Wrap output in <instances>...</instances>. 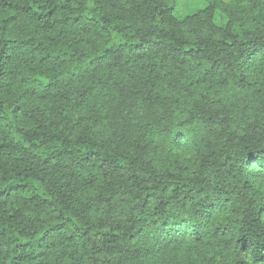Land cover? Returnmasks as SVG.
Masks as SVG:
<instances>
[{
    "label": "trees",
    "instance_id": "trees-1",
    "mask_svg": "<svg viewBox=\"0 0 264 264\" xmlns=\"http://www.w3.org/2000/svg\"><path fill=\"white\" fill-rule=\"evenodd\" d=\"M0 0V264H264V0Z\"/></svg>",
    "mask_w": 264,
    "mask_h": 264
},
{
    "label": "rangeland",
    "instance_id": "rangeland-1",
    "mask_svg": "<svg viewBox=\"0 0 264 264\" xmlns=\"http://www.w3.org/2000/svg\"><path fill=\"white\" fill-rule=\"evenodd\" d=\"M203 5L204 3L202 0H177L175 14L178 17H182L201 8Z\"/></svg>",
    "mask_w": 264,
    "mask_h": 264
}]
</instances>
